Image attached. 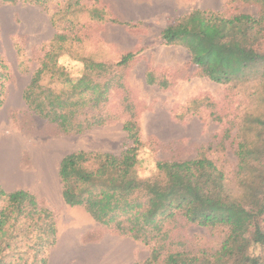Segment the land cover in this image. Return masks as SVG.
<instances>
[{
	"label": "rangeland",
	"instance_id": "obj_1",
	"mask_svg": "<svg viewBox=\"0 0 264 264\" xmlns=\"http://www.w3.org/2000/svg\"><path fill=\"white\" fill-rule=\"evenodd\" d=\"M72 1H77L71 16L74 30L61 22L56 29L50 20L66 0H51L48 11L22 0H0V72L4 74L0 81V187L5 192L27 191L51 212L55 242L42 251L45 264H147L151 247L97 224L83 208L64 204L59 163L77 151L119 155L130 147L123 130L130 104L140 129L139 178L154 177L157 162L192 160L204 153L224 173L230 194L238 197L236 149L239 142L254 136L250 120L264 114V87L254 79L218 85L199 76L187 51L179 45L164 46L160 33L192 10L229 17L256 16L258 8L235 0ZM94 8L106 13L103 21L91 20L89 12ZM56 31L78 39L55 51L60 54L58 66L71 81L81 78V57L115 65L126 53L135 55L124 71L123 88L110 90L107 104L100 109L107 117L105 123L82 133H62L29 110L23 100L33 73L52 51L50 41ZM262 46L264 24L255 47ZM51 86L69 89L60 83ZM76 97L88 100L91 96ZM91 112L80 110L77 120ZM164 229L193 250L213 248L223 235L220 230L188 225L180 217L165 223ZM242 233L264 237V207L257 218L242 226ZM65 245L67 251L61 254ZM259 252L253 246L249 254ZM162 259L156 264H163Z\"/></svg>",
	"mask_w": 264,
	"mask_h": 264
},
{
	"label": "trees",
	"instance_id": "obj_2",
	"mask_svg": "<svg viewBox=\"0 0 264 264\" xmlns=\"http://www.w3.org/2000/svg\"><path fill=\"white\" fill-rule=\"evenodd\" d=\"M235 1L257 6V15L225 17L218 12L192 10L161 31V43L183 47L198 75L215 84L239 85L254 79L264 87V46L255 47L264 24V0ZM22 2L48 11L51 0ZM75 7L77 1L62 3L50 16L53 27L58 29L61 22L74 30L76 23L71 16ZM61 11L63 15L57 17ZM89 16L103 21L106 13L94 8ZM74 41L78 39L56 31L50 41L52 51L44 56L23 93L28 109L62 133H82L105 123L107 117L100 109L107 104L110 90L123 88L124 71L135 56L126 53L115 65L81 57V78L71 81L58 66L60 54L55 51ZM2 78L0 72V81ZM55 83L69 85V89L57 90L51 86ZM78 95L91 97L85 100ZM85 108L92 110L91 114L77 120ZM126 108L129 120L123 130L130 147L119 155L77 151L61 159L58 179L64 204L83 208L97 224L151 247L147 264L162 258L163 264H264V237L242 233V226L257 218L264 207V114L250 120L252 139L238 143L235 178L239 196L233 197L224 173L204 153L192 160L157 162L154 177L139 178L140 129L131 105ZM177 217L188 225L220 230L222 239L210 249H187L164 229L165 223ZM55 233L51 212L32 194L5 192L0 187V264H45L42 251L54 245ZM253 246L260 249L256 256L249 254Z\"/></svg>",
	"mask_w": 264,
	"mask_h": 264
},
{
	"label": "bare ground",
	"instance_id": "obj_3",
	"mask_svg": "<svg viewBox=\"0 0 264 264\" xmlns=\"http://www.w3.org/2000/svg\"><path fill=\"white\" fill-rule=\"evenodd\" d=\"M66 251H67V247H66V245H65V246H63L62 249H61V254H64V252H66Z\"/></svg>",
	"mask_w": 264,
	"mask_h": 264
}]
</instances>
